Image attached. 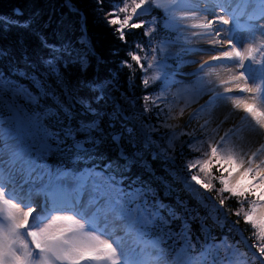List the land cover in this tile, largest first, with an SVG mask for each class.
Returning <instances> with one entry per match:
<instances>
[{"label":"snow or ice","instance_id":"1","mask_svg":"<svg viewBox=\"0 0 264 264\" xmlns=\"http://www.w3.org/2000/svg\"><path fill=\"white\" fill-rule=\"evenodd\" d=\"M233 3L120 0L103 12L104 0H96L121 41L127 43L126 30L141 28L150 38L147 49L138 43L121 61L144 73L145 88L161 82L138 110L117 73L69 75L87 73L94 58L99 62L86 36L78 47L57 45L37 29L33 35L43 51L35 59L23 41L0 47V264H264V142L249 139H264V0ZM153 7L165 17L167 34L159 39L153 35L157 20L146 27L139 19ZM197 37L213 49L192 47ZM191 53L210 59H183ZM168 59L178 61L171 71ZM186 63L199 67L180 73ZM177 74L194 79L171 93ZM229 103L231 109L218 115ZM153 108L156 123L145 116ZM235 112L243 113L239 123L225 128ZM185 150L196 154L183 164L188 175L176 167ZM149 156L167 163L171 180L156 176ZM177 182L207 216L178 197L172 202ZM233 198L239 208L232 214L252 230L254 242L245 245L255 250L251 261L239 249L246 237L217 240L205 224L210 217L239 235L240 221H228L225 208ZM193 221H199L203 243L199 236L193 241Z\"/></svg>","mask_w":264,"mask_h":264},{"label":"trees","instance_id":"2","mask_svg":"<svg viewBox=\"0 0 264 264\" xmlns=\"http://www.w3.org/2000/svg\"><path fill=\"white\" fill-rule=\"evenodd\" d=\"M120 6V0H104L103 12L111 11L114 7ZM78 10V11H74ZM19 10V13H16ZM103 13L97 9L96 0H0V21L7 20L9 23H0V47L13 49L19 41H23L30 50L34 53L33 59L42 53L39 42L36 40L33 32L39 29L51 43H71L79 46V41L82 37L91 42L95 51V57L99 58V62L94 58L87 73L81 74L76 70L69 72V75L79 79H91L95 76H106L109 73H117L120 82L121 90H126L127 94L134 100L136 109L144 103L143 97L145 94H154L158 86L150 85L145 88L141 83L143 73L139 68H134L130 71L128 68L121 66V61L129 59L128 52L136 51L134 45L146 44L147 37L144 36V28L126 30L127 43L119 39V34L114 32V26H109L102 18ZM155 18L157 20V36L160 38L167 33L162 27L163 12L158 8H152L151 11L141 17L140 20L146 22L145 26ZM17 20L21 25H29L30 27L15 26L12 21ZM134 63V62H133ZM175 65L174 63H171ZM0 67L3 63L0 62ZM27 83V81H25ZM151 107V105H149ZM158 110L153 108V111L146 113V117H151V122L156 123L155 112ZM162 131V130H161ZM157 133L154 134L156 137ZM183 139H185L183 137ZM179 152L180 150L177 149ZM195 153H190L185 150L177 156L176 167L183 170L184 162ZM49 163L53 162V158L49 157ZM148 162L151 164L153 171L157 177H165L171 180L165 171L168 165L161 159L152 160L148 157ZM185 172L182 171L184 175ZM175 192L173 193V201L176 197L184 201L189 208L196 209L200 216H207V210L200 206L196 200L184 189L179 182L173 184ZM205 196L215 195L214 193H204ZM218 202L219 197H216ZM225 208L227 209L228 221H237L239 224L236 228L239 229L238 235L235 231L229 232L227 224L223 229L216 225L209 217L205 220V224L211 228L212 235L219 240L223 235H228L232 242L241 240V236L247 239L239 244L241 252H245L249 261L255 250L245 245H251L254 241L251 237V227L243 222L241 217L233 215V211L239 208L236 200L229 199L226 201ZM247 210V204H245ZM193 241L196 237H200L201 243L204 242V234L200 231L199 221L192 222ZM171 243V242H169ZM179 246V245H177ZM167 247V245H165ZM200 245L197 244V251ZM224 255L223 252L220 253ZM257 264L259 262L257 261Z\"/></svg>","mask_w":264,"mask_h":264},{"label":"rangeland","instance_id":"3","mask_svg":"<svg viewBox=\"0 0 264 264\" xmlns=\"http://www.w3.org/2000/svg\"><path fill=\"white\" fill-rule=\"evenodd\" d=\"M118 7H119V6H118ZM154 8H155V7H154ZM158 9H159V8H158ZM160 10H162V9H160ZM162 12H163V10H162ZM164 18H165V17H164V12H163V20H164ZM163 20H162V21H163ZM151 21H152V20H151ZM151 21H150L149 23H151ZM156 26H157V24H156ZM156 32H157V31H156ZM153 35H154L157 39H159V38H158L159 36H157V33H154ZM246 35H247V34H246ZM225 36H227L226 33H225ZM146 39H147V43L144 44V46H145V48L147 49L148 41H149L150 38L147 37ZM194 40H195V43L192 45V47H194V45H196V43L201 42V39H200L199 37L194 38ZM140 54L143 55V53H140ZM208 57H210V55H207V54L191 53V54H189V55H187V56H184L183 59H184V60H190V61L202 62V61L206 60ZM167 63H175L176 66H177L178 61H177V59H168ZM193 64H195V63H186V64L183 65V67H187V66H190V65H193ZM170 69H171V68H170ZM170 69H169V70H170ZM180 69L182 70L183 68L181 67ZM143 75H144V73H143ZM222 75H227V73H226V74H222ZM193 79H194V77L192 76V80H193ZM192 80H185V79H184V80H180V81H178L177 83H175V85H172V87H171V93H178V92H180L182 89H184L185 87L190 86ZM155 84L158 86V89H157V91H156V92H158V91H159V88H160V86H161V82H160V81H157ZM155 84H150V85H155ZM156 92H154V93H156ZM233 95H240V94H239V93H233ZM171 98H172V96L170 95V96H169V99H171ZM180 103L182 104L183 101L181 100ZM230 109H231V105H230V103H229V104H227V105L224 106V108L218 113V115H220V116L222 117V116H223L224 114H226L227 111L230 110ZM157 110H158V109H157ZM188 111H191V109H189ZM238 114H239V112H235V113H234L233 119H232V120H229V122H228L227 124H225V128L229 127L232 123H234V121H235V122H238ZM186 119H187V114L185 115L184 120H186ZM236 120H237V121H236ZM173 122L175 123V121H173ZM179 123L183 124L184 121L181 120V121H179ZM163 131H164V130L158 132L157 135H156V137H162V133H163ZM184 138L187 139L186 137H184ZM256 138H257V137H255V136H250V137H249V139L251 140V142H252L253 144L257 143V139H256ZM182 139H183V138H182ZM184 175H188V173H184ZM196 187H199V186L197 185ZM201 191H203V190H201ZM257 255H258V254H257Z\"/></svg>","mask_w":264,"mask_h":264},{"label":"bare ground","instance_id":"4","mask_svg":"<svg viewBox=\"0 0 264 264\" xmlns=\"http://www.w3.org/2000/svg\"><path fill=\"white\" fill-rule=\"evenodd\" d=\"M233 6H235V0H234V3H233ZM244 19H245L244 17H241V22L242 23H243ZM222 27L230 28V27H232V25L222 26ZM246 34H247L246 32L237 33V35H239L241 37L246 36ZM222 36H225V33H222ZM194 47L195 48H203V49H213V45L209 42L208 39H201V42L196 43V45H194ZM178 49H179V46H176L174 49H172V51H178ZM209 59H210V57H208L206 60H209ZM204 61L199 62V63H203ZM199 63H195V64L190 65V66H187V67H182L183 69L180 71V73H188L189 74L190 71L196 70L199 67ZM222 74H226V73H222ZM176 77H177L176 80L177 79L178 80L188 79L189 78V75H180V74H177ZM234 93H237V92H234ZM193 107H198V105H193ZM242 115H243V113L239 112L238 118L240 116H242ZM234 123H239V120H238V122H235L234 121ZM256 139H257V143L264 142V139H262L260 137H257ZM36 199L39 200L40 198H36Z\"/></svg>","mask_w":264,"mask_h":264},{"label":"water","instance_id":"5","mask_svg":"<svg viewBox=\"0 0 264 264\" xmlns=\"http://www.w3.org/2000/svg\"><path fill=\"white\" fill-rule=\"evenodd\" d=\"M16 13L18 14L19 13V10H16Z\"/></svg>","mask_w":264,"mask_h":264}]
</instances>
